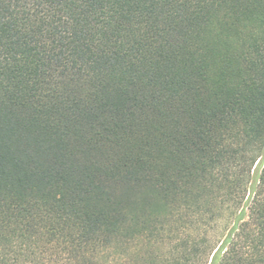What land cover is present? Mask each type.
Instances as JSON below:
<instances>
[{"label":"trees","instance_id":"1","mask_svg":"<svg viewBox=\"0 0 264 264\" xmlns=\"http://www.w3.org/2000/svg\"><path fill=\"white\" fill-rule=\"evenodd\" d=\"M0 264H264V0H0Z\"/></svg>","mask_w":264,"mask_h":264}]
</instances>
